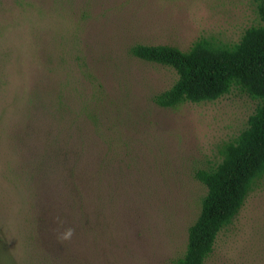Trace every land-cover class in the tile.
<instances>
[{"label": "rangeland", "instance_id": "rangeland-1", "mask_svg": "<svg viewBox=\"0 0 264 264\" xmlns=\"http://www.w3.org/2000/svg\"><path fill=\"white\" fill-rule=\"evenodd\" d=\"M258 1L0 0V264L182 256L206 190L193 173L221 160L256 101L232 90L161 107L175 70L130 48L230 45L260 23ZM69 188L102 215L96 230ZM205 264H264V173Z\"/></svg>", "mask_w": 264, "mask_h": 264}, {"label": "trees", "instance_id": "trees-1", "mask_svg": "<svg viewBox=\"0 0 264 264\" xmlns=\"http://www.w3.org/2000/svg\"><path fill=\"white\" fill-rule=\"evenodd\" d=\"M257 12L260 23L247 27L239 40L230 45L200 38L187 50L167 44H135L130 48L142 60L175 70L177 78L173 84L153 98L161 107H176L186 101H210L232 90L256 101L246 125L223 145L221 160L212 168L194 171L193 176L206 190L198 215L187 228L185 251L172 264H205L218 232L231 222L254 180L264 173V0L258 1ZM75 186L77 191L80 187ZM83 187L84 183L77 192L79 195ZM71 195L73 191L69 188V208L70 204L76 207L79 203V220L88 229L96 230L98 223L91 222L89 217L102 215L95 210L89 212L79 200L83 196L77 199L73 195L74 200L70 202ZM44 256L49 257L45 253Z\"/></svg>", "mask_w": 264, "mask_h": 264}, {"label": "clouds", "instance_id": "clouds-1", "mask_svg": "<svg viewBox=\"0 0 264 264\" xmlns=\"http://www.w3.org/2000/svg\"><path fill=\"white\" fill-rule=\"evenodd\" d=\"M71 234V230H69V232L66 234L65 238H67L68 236H70Z\"/></svg>", "mask_w": 264, "mask_h": 264}]
</instances>
